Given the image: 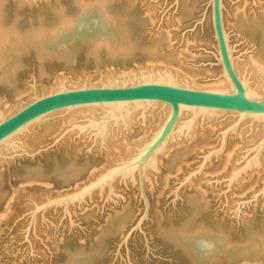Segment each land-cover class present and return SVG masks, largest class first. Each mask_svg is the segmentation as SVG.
Wrapping results in <instances>:
<instances>
[{
    "label": "rangeland",
    "instance_id": "1",
    "mask_svg": "<svg viewBox=\"0 0 264 264\" xmlns=\"http://www.w3.org/2000/svg\"><path fill=\"white\" fill-rule=\"evenodd\" d=\"M208 1H199V7L202 8L198 18L201 19L195 17L188 20L185 25H182L183 27L179 28L180 30L173 28L177 30L179 39L183 34L181 41L185 35L192 37L198 35L200 36L199 38L197 36L198 41L202 37L206 38V41H215L213 31L209 34L203 26L207 17L204 13ZM17 2V0L5 2L4 21L7 27L15 25L23 34L41 25L47 29L55 26L57 24L55 9L57 8H62L69 16L77 15V7L72 0H37L31 5L21 7ZM151 2L153 4L158 2L157 6L159 10L161 9L159 13L157 10L158 21L160 18L158 23L161 29L167 30L161 22L162 17L179 16L181 12L179 0H151ZM224 5L225 16L229 7L232 11L233 7L239 5L242 9L256 6L255 0H224ZM144 13L145 8L140 1L130 5L127 0H112L109 5L111 17L119 20L123 25L124 36L127 37L125 43L133 44L131 54L124 56L125 58L128 56L126 59L112 58L107 55L106 50H101L98 56L97 54L94 56L91 44L94 39L106 36L108 40L115 42L119 40L120 32L114 30L103 32L99 22H95L96 18H88L80 30L68 33L57 43L48 45L47 51L50 56L39 59L35 51H30L18 60L20 62L15 63L16 60L4 62L0 66V78L12 66L16 68L17 75L13 76V84L0 85L1 112L5 113L9 109L14 111L17 110L19 103L22 106L28 103L32 99L33 83L37 84L39 95H41L57 87V81L60 78L74 79L73 86H77L98 71L102 74V82L97 79L94 83L89 81L90 84L105 85L107 77H117L124 82L139 74L145 75L150 71L147 69L151 61L143 49H145L144 46L150 45L153 31L159 27V24L157 27L155 25V28L151 26L152 29L150 26L143 27L140 19L145 17ZM225 26L230 32V39H232L230 42L233 41L231 46L235 49V56L239 57L238 62L244 61V58L251 55L254 50L260 51L264 48V34L261 30L254 31L252 34L245 33L238 41L232 37L235 33L233 28L230 30L227 22ZM180 42L179 45L182 43ZM199 42L191 44L194 53L202 54L199 62L197 61L198 67L206 66L215 70L221 68L214 57L217 47L213 45H216V42L210 46ZM139 68L145 70L138 73ZM151 71L156 73L157 70ZM122 73H127L128 76L122 77ZM219 74V72L216 73V78L221 76ZM18 91H26V93L18 97L16 96ZM157 110L160 111V107ZM78 112L89 111L55 114L43 123L61 121L60 131L43 138V141L34 140L33 145L31 139L35 131L32 130L22 139L20 138L21 140L18 139L13 148L3 149L5 157L0 158V264H113L119 244L141 216L144 203L137 183H132L131 178L118 179L114 183L113 191L107 187L82 201L45 206L48 201L64 198L79 187L88 184L105 169L115 165L117 160L129 157L135 152V148L149 139L157 128L147 131L146 139L142 140L143 132L137 131L141 129L136 126L137 132L132 133L129 141L133 151L121 157L110 158V153L104 146L105 143L96 136L97 132L91 126L90 118L94 117L86 113L83 116ZM148 112H146L147 115L145 114L147 119H150L151 112L154 115L158 114L157 111L149 110ZM100 114L98 112V116L94 118L97 123ZM131 117L136 118L138 122L144 120L142 111L137 116L133 114ZM189 117L185 119L188 120ZM219 120L217 124L224 119ZM229 123L217 127L213 139L217 142L215 141V144H211L204 150L196 151L197 153H191L186 165L182 163V170L179 172H177L178 164L169 166L167 164L169 160L164 158V155L161 156L164 162L161 171L156 172L159 175L158 184H155L156 181L151 176V181L147 183L151 211L149 219L143 225L144 233L137 232L132 236L129 242V253L126 249H122L124 262L118 258L115 264H128V258L132 264H264V259L255 254L251 239L264 234V179L259 182L260 184L258 183L259 186L249 191V180L245 177L244 189H235L232 193L228 181L232 171L231 169L226 173L222 171L221 158L219 160L218 157H213L200 171L204 155L219 146L220 134ZM256 124L248 120L239 130H246V135L249 136L250 127ZM116 128L117 125L112 123L109 130H116ZM230 139L234 140L233 144L240 142L233 135ZM255 143L239 145V160L235 163L234 169L235 166L237 169L249 160V149ZM167 176L169 184L165 186L163 179ZM70 177L73 178L69 179ZM198 179L200 180L197 181ZM197 188L205 192V201L208 202L206 206L198 199ZM185 227L193 231L203 229L206 233L204 241L214 245L219 233L223 234V237L226 234L225 238L231 240L234 250L231 253L222 254L220 246L212 245L209 253L197 255L192 246L198 241L189 240V249H187L180 244L181 242L175 240V233Z\"/></svg>",
    "mask_w": 264,
    "mask_h": 264
},
{
    "label": "bare ground",
    "instance_id": "2",
    "mask_svg": "<svg viewBox=\"0 0 264 264\" xmlns=\"http://www.w3.org/2000/svg\"><path fill=\"white\" fill-rule=\"evenodd\" d=\"M6 1L7 0H0V66H2L4 62L8 60L10 61L16 60L15 61L16 63L18 60L21 59V57L25 55L26 52H30V51L31 52L35 51L34 53L37 54L39 59L46 58L47 55L49 54L47 51L48 45L57 43L60 38H62L64 35L68 33L80 30L84 21L87 20L88 18H94V19L96 18L95 22H99V27H101L103 32L113 31V30L120 32V36H119L120 41L117 40L115 42H112L108 40L106 36H100L94 39V41L91 43L92 53L94 54V56L96 54L98 56L99 51L106 50V52L108 53L107 55H109L112 58H121V57L125 58L124 56L131 54V51L133 50V44L131 45V44L125 43L127 40V37L124 36L122 23L119 22V20L115 19L114 17H111V15L109 14V5L112 2V0H72L77 7L76 8L77 15L69 16L68 14L65 13V11L62 8H57L55 9L56 10L55 14L57 16V24L55 26H53L50 29H47L45 28V26L41 25L39 28L30 30L29 32L25 34L20 33L15 25H10L9 27L5 25L4 6H5ZM17 1H18L17 4H19L20 7L24 5H31L37 2V0H17ZM127 1L130 3V5L132 3H135V1L136 2L140 1L142 3L143 7L145 8L144 15L146 14L144 18L140 19V23L143 25V27L148 28V26H150L151 29L152 27L155 28L154 27L155 25L157 27V25L159 24L158 22L160 21V18L158 21V16H159L158 13L161 12L160 11L161 9L159 10L157 6L158 2L157 4H153L151 0H127ZM199 1L201 2V0ZM199 1L198 0L196 1L179 0L180 5L177 3L179 5V8L181 9L179 16H175V17L170 16V18L169 16L168 18L162 17L163 20L161 22H163V27L167 28V30L161 29L160 27L161 25L159 24V27H157L155 31H153V35L151 36V40L149 43L150 45H148L147 47L144 46L145 49H143L145 55L151 61L150 62L151 65L147 70L151 71V70L156 69L157 71L161 73V75L165 79L173 78L174 81L178 83L187 82L191 84L192 86H197V87H201V86H204V87L211 86L212 87L213 86V87L226 88L228 87V85L225 79L219 76H218L219 78H216L217 72L222 74L221 68H218L217 70H215V69H211L206 66L198 67L197 65L199 62L198 60L202 54L200 53V55H198L197 52L194 53L193 48L191 46V44H196L199 41L202 42L201 44H206L207 46H210V44L212 45L215 44V41H212V42L206 41V38L203 39V37L200 38L202 39V41L200 39L198 41L197 39L198 35H194L193 37L191 35H185L184 39L181 41L180 39L182 38L183 34L181 35V38L179 39L178 33H176L177 30L173 29V28H176V29L178 28V30H180L179 28H181L183 24L185 25V22L195 17L197 19H201V18H198L201 12L200 10L202 8V7H199ZM225 3L227 2L225 1ZM245 5L247 6V4ZM255 5L256 6L249 7L248 9L247 7L242 9L240 8V5L235 6V8L233 7L234 9L231 7L232 11L229 9L230 7L228 8L226 16L224 15L225 22H227V26L228 28H230V30L231 28H233L234 30L233 33L235 32L234 33L235 35L233 34L234 36L232 35V37H234V40L235 39L238 40L241 37V35L245 33L247 34L251 32L252 34L254 31H257V30H261L262 31L261 33L264 34V28H263L264 27V0H259V1L255 0ZM157 10H159L158 13H157ZM206 16L207 17L205 19L206 20L205 24L204 25L202 24V25L208 30L209 34H212L213 32L211 33V31H213V28H212L211 9L208 11V14ZM146 28H145V31H146ZM194 32L193 34H195ZM199 37L200 36H198V38ZM179 42L181 43L180 45H179ZM231 42L233 43V41ZM213 46H216V45H213ZM263 46H264V43H263ZM255 51L256 50H254L252 54L249 55L248 57L246 56L244 58V61L235 62V65H236L237 70L241 74L245 73V74L251 75V78L254 82L252 88L255 87L254 88L255 90H260L259 88L264 87V48L263 49L261 48L260 51H256V52ZM144 70L145 69L143 68H139L137 72L138 73L143 72ZM16 71H17L16 68L13 66L9 71H6L4 73V76L0 78V85L7 84V83L9 85L13 84V81H14L13 76L16 77L17 75ZM98 72L94 74L92 77H90L89 79L90 82L94 83V81L97 79H100V82H102V79H101L102 74ZM141 75H144V74H141ZM121 76L123 77V76H128V75L127 73H122ZM73 81L74 79H70L68 80V83L70 85H74ZM24 93H26V91H20V92L18 91L16 96L21 97L24 95ZM160 106L161 105H152V108L150 110L155 111V112L157 111L158 113L159 110L157 109ZM21 107L23 106L21 105V103H19L17 106V110H19ZM17 110H14V111H17ZM1 111L2 110H0V120L3 118V115H4V112H1ZM87 111L89 112H80V113L78 112V113L81 115L83 114V116L86 113L87 115H91L94 118L98 116L97 110L91 109ZM168 111H169V108H166L165 114ZM139 112L140 111L136 112L135 116H137ZM165 114L159 111L158 114L154 115V113L151 112L150 119H147V117L145 116L143 118L144 120L146 119L147 121L145 122L144 120L143 121L140 120L141 123L138 122L136 118L130 117L129 120L125 122L124 124L120 123V126L118 129L112 130V131L108 130L105 133L104 146L107 148L108 153H110L109 157L110 158L121 157L125 154L132 152L133 146L131 145L129 141L132 138V135H133L132 133L136 131L135 129L136 126L139 127V129H141L137 131L143 132V134L141 135H142V138L144 137L142 140H144L146 139L148 135L147 131H152L154 128L158 127L162 123ZM73 115H77V114H73ZM187 117H189V115H186L185 118ZM220 118H223L224 120ZM234 119L235 118L233 114L217 113V114H212V115L203 117V119L198 121L194 126L192 125V122L187 123V124H181L180 126L182 128L179 131V133L181 134V136H179L180 140L178 141L179 139L178 138L174 143H172L168 147V149L164 153V158L169 160L167 161L168 162L167 164L169 166L178 164L177 172L181 171L182 165H183L182 163L184 164L186 163L187 158L191 153L204 150V148L206 149L208 146L210 147L211 144L213 145L217 142L216 140H213L217 127H219L220 125L224 123L227 124L229 122H232ZM218 120L219 121L223 120V121L217 124L216 122ZM50 123H53V124H50ZM50 123L49 124L43 123L42 126H40L41 124L35 125L33 126L34 128L32 127L29 130V131L33 130V132L35 131V134L34 135L32 134L34 137H32L31 139L32 141L31 143H33V145L35 142L34 140H36V142L37 141L40 142L43 138L48 137L50 134L56 131H60L61 121H58V122L56 121V123L53 121ZM142 125H145V126H142ZM249 131H250L249 136L246 135L247 134L246 130H241V129L238 130L237 135L235 134L236 136L233 135L236 140L240 141L239 143L233 144L232 141L234 140L232 139L229 140V146L226 148V150L222 153L220 157L221 162L223 163L222 168H221L223 172L226 173L227 171H229V169H231L230 171L233 172V170L236 169V166L234 169V165H236L235 163L239 160L238 158V150L240 149L239 145L249 144V143L253 144L264 135V122H262L261 124L252 125ZM23 136L24 135L16 138V140L18 139L21 140ZM142 143H140V145ZM16 144H17V141L14 145ZM200 144L202 145L201 147H200ZM163 162H164L163 158L161 159L160 157L158 161L152 165V168L155 170V172L150 171V176L153 179H155L156 181L155 184L156 183L158 184L157 180L159 176L158 173L156 172L161 171V166L163 165ZM251 166L252 168L249 170V173L247 174V176L242 175L238 177L236 176V174H234L233 180H232L234 181V183L231 185L232 193L235 192L234 191L235 189L236 190L238 189L241 190V188L244 189L243 183L245 182L244 180L246 178L249 180V185H250L249 191L252 189L254 190L255 187L258 185V183L261 182L262 179H264V154L260 158H256L250 161L249 167ZM205 174H207V172H205ZM72 178L73 177H70L69 179H72ZM200 179H198L197 181H199ZM163 180H164L165 186H168L169 184L168 176L164 177ZM147 187H148V184H147ZM197 189H196L197 191L196 194H198L197 195L199 197L198 199H200L201 202H203V204L206 206L208 202L205 201V197H206L205 192L201 190L200 188H197ZM230 201L232 202V200ZM175 234H176L175 240H177L179 243L181 242L180 244L185 246V248L187 247V249H189L188 248L189 240L198 241L196 242V245H199L200 250H198L197 255L209 253V251L211 250L210 248H212L211 247L212 245L213 247H215V245L217 247L220 246L222 250L221 251L222 254L223 253L228 254L234 250L233 245H232L233 243L231 242V240H229V238L228 239L225 238L226 234L223 237L222 236L223 234L221 235L219 233V236L216 237L217 243L215 242V245L211 244V242L208 243L207 241H204L206 240L205 238L206 233L203 231V229H196V231H193L190 228L185 227L182 230H179ZM251 239L254 243V245L252 246L255 248V254L257 255V257L264 259V234L254 236Z\"/></svg>",
    "mask_w": 264,
    "mask_h": 264
},
{
    "label": "water",
    "instance_id": "3",
    "mask_svg": "<svg viewBox=\"0 0 264 264\" xmlns=\"http://www.w3.org/2000/svg\"><path fill=\"white\" fill-rule=\"evenodd\" d=\"M224 8V0H209L204 16L211 9L213 37L217 47L214 57L217 65L222 68L220 77L225 79L228 87H197L187 82L178 83L173 78L165 79L159 71H148L145 75L139 74L124 82L117 77H107L105 85H91L87 77L81 85L73 86L69 85L67 79L60 78L57 87L41 95L37 84L33 83L32 99L17 111L9 109L0 120V158H4L3 149L12 148L16 138L26 135L33 126L42 124L58 113L72 114L81 110H97L101 113L99 122L90 118V123L97 132L96 136L104 143L105 133L112 123L117 125L118 129L120 122L124 124L139 110L145 117L152 105H161L160 111L163 114L165 109L169 108L162 123L133 154L117 160L115 165L105 169L98 177L91 179L88 184L73 193L48 201L45 205L82 201L107 187L113 191L114 183L121 178H131L133 183L136 182L144 210L119 244L113 264L118 258L124 262L122 249L128 252L132 236L137 232L144 233L143 225L149 219L151 211L147 183L151 181L150 171H155L152 165L181 136V124L192 122L194 126L203 117L217 113L234 115L235 120L220 134L219 146L204 155L201 171L213 157H221L228 146L229 137L237 134L245 122H264V87L255 90V87L252 88L254 83L251 75L241 74L237 70L235 62L239 61V57L235 56V49L231 46L230 35L225 26ZM186 115L190 116L188 120H185ZM263 154L264 135L249 149V160L232 172L233 175L231 174L228 180L230 186L234 183V174L238 177L247 175L253 166L249 167V162ZM192 248L195 254L200 250L196 243H193ZM127 263L132 264L129 258Z\"/></svg>",
    "mask_w": 264,
    "mask_h": 264
}]
</instances>
